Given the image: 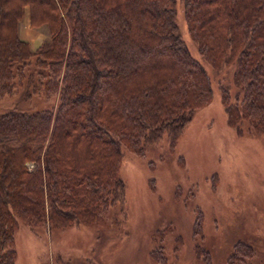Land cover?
<instances>
[{
  "label": "trees",
  "instance_id": "1",
  "mask_svg": "<svg viewBox=\"0 0 264 264\" xmlns=\"http://www.w3.org/2000/svg\"><path fill=\"white\" fill-rule=\"evenodd\" d=\"M27 8L48 35L37 48L21 35ZM206 65L234 69L228 123L264 133V0H0V95L48 101L0 112V264H15L22 221H102L125 196L124 149L175 145L212 101Z\"/></svg>",
  "mask_w": 264,
  "mask_h": 264
},
{
  "label": "rangeland",
  "instance_id": "2",
  "mask_svg": "<svg viewBox=\"0 0 264 264\" xmlns=\"http://www.w3.org/2000/svg\"><path fill=\"white\" fill-rule=\"evenodd\" d=\"M177 20L199 57L181 3ZM21 35L33 48L48 37L31 27L29 8ZM206 66L213 99L195 111L176 144L165 135L145 155L124 149V199L95 224L33 230L22 221L15 264H264V133L228 123L220 86L236 92L234 69ZM46 104L0 95V112Z\"/></svg>",
  "mask_w": 264,
  "mask_h": 264
}]
</instances>
